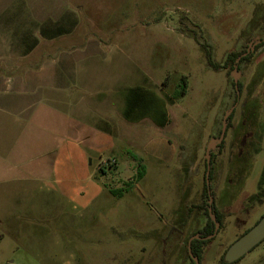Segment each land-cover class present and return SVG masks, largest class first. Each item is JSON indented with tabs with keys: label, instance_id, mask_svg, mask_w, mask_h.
<instances>
[{
	"label": "rangeland",
	"instance_id": "1",
	"mask_svg": "<svg viewBox=\"0 0 264 264\" xmlns=\"http://www.w3.org/2000/svg\"><path fill=\"white\" fill-rule=\"evenodd\" d=\"M74 2L80 31L110 43L106 59L124 51L151 75L153 90L171 96L185 76L186 93L167 105L165 127L136 132L127 143L145 168L131 189L117 197L105 188L86 209L56 198L17 243L0 239V264H189L188 241L213 208L222 221L199 264H218L264 215V44L254 47L264 43V0ZM200 43L220 68L208 66ZM243 50L248 60L225 63L227 53ZM234 104L224 137L213 146ZM164 137L162 157L144 151ZM36 204L41 211L47 206L43 199ZM230 264H264V240Z\"/></svg>",
	"mask_w": 264,
	"mask_h": 264
},
{
	"label": "crops",
	"instance_id": "2",
	"mask_svg": "<svg viewBox=\"0 0 264 264\" xmlns=\"http://www.w3.org/2000/svg\"><path fill=\"white\" fill-rule=\"evenodd\" d=\"M78 6L0 0L1 240L17 243L56 198L86 209L105 188L121 187L137 166L127 143L165 127L123 117L125 91L152 89V77L124 51L106 59L110 43L80 31ZM162 144L166 137L143 149L162 157Z\"/></svg>",
	"mask_w": 264,
	"mask_h": 264
},
{
	"label": "trees",
	"instance_id": "3",
	"mask_svg": "<svg viewBox=\"0 0 264 264\" xmlns=\"http://www.w3.org/2000/svg\"><path fill=\"white\" fill-rule=\"evenodd\" d=\"M262 44L264 43L256 44L254 46L255 49L261 46ZM200 46L204 51V56L208 66H210L213 69L220 68L221 67L220 64L216 63L213 60L212 51L209 49L210 47L206 43L205 44L200 43ZM243 53H246V51L245 50L230 51L226 55L225 63L231 64L232 67L236 63L240 65V63H242L245 60H248L251 56V54L249 53L242 55ZM164 83L165 81H162V84ZM177 87H178L177 91L174 92L172 96L167 95L165 93L163 94L162 92L157 93L155 90L144 87H134L128 89L124 93L125 103L122 111L123 117L130 121H137L143 117H149L156 125L165 126L168 123V114H167L166 106L168 104H173L174 102L173 98H177L180 95L186 93L187 80L185 76H181L180 81L177 84ZM238 87L239 89L241 88L240 83H238ZM251 118L252 119L256 118V115L254 116L252 115ZM226 123L227 126H229V122L226 121ZM127 152L137 163L136 172L133 175V177H131V179L128 180L127 182L123 183L121 187L108 188V192L117 197H121L125 191L131 189L132 185L138 182L144 176L145 173V168L142 163V159L137 155H135L134 153H132L131 151H127ZM213 160H214V153L211 154L212 163ZM114 164L115 163H112L109 166H114ZM103 171L104 170L102 168H99L97 173H102ZM202 197H203L202 205L208 206L209 192L207 190L206 185L204 186V189L202 191ZM212 215H210L208 209H206V220L204 221L202 227L199 228L194 234L200 236L201 238L192 239L190 242V252L199 261L201 259L203 247L207 243V239H204V237L209 236L214 231L213 219H215V221H217L219 224L221 223L220 215L215 210V208H213ZM224 253L221 255L218 264H230L224 260ZM188 257H189V264H194V261L192 257L189 255V253H188ZM240 259H238L237 261H239Z\"/></svg>",
	"mask_w": 264,
	"mask_h": 264
},
{
	"label": "water",
	"instance_id": "4",
	"mask_svg": "<svg viewBox=\"0 0 264 264\" xmlns=\"http://www.w3.org/2000/svg\"><path fill=\"white\" fill-rule=\"evenodd\" d=\"M243 53L242 55H244ZM234 86L237 89V80L234 79ZM238 96V94H237ZM236 104V103H235ZM235 104L229 109V111L225 114L223 123H222V128L218 137L217 142L213 145H217L224 137L225 131H226V118L228 114L231 112ZM212 146H208L207 150H209ZM208 170H209V159H207V171H206V185L208 187V181H207V175H208ZM211 200H209V203ZM211 209H209L210 211ZM217 230V223L215 222V228L214 232L212 235L205 237V239L212 237ZM195 238H200L198 235H193L190 237L188 241V253L192 257L194 264H199V260L192 255L190 252V242L192 239ZM264 239V215L251 227L249 228L246 232H244L241 236H239L235 241H233L229 247L226 249L224 253V260L227 263H231L236 261L237 259L241 258L244 256L247 252H249L251 249H253L256 245H258L262 240Z\"/></svg>",
	"mask_w": 264,
	"mask_h": 264
},
{
	"label": "flooded vegetation",
	"instance_id": "5",
	"mask_svg": "<svg viewBox=\"0 0 264 264\" xmlns=\"http://www.w3.org/2000/svg\"><path fill=\"white\" fill-rule=\"evenodd\" d=\"M215 210H216V209H215ZM209 213H210V215L212 214L211 211H209ZM218 214L220 215V220L222 221V214H221V212H218ZM262 216H263V214H262V215H261V216H260L255 222H254V224H255V223H256V222H257ZM212 219H213V218H212ZM213 221H214V228H215V222L217 223V226H218L219 223H218L217 221H215V219H213ZM254 224H253V225H254ZM219 225H220V224H219ZM247 230H248V229H247ZM247 230H245L244 232H246ZM213 232H214V231H213ZM244 232H242L239 236H241ZM212 234H213V233H212ZM212 234H210V235H212ZM210 235H209V236H210ZM192 236H193V235H192ZM239 236H238V237H239ZM199 237H200V236H199ZM206 237H207V236H206ZM200 238H201V237H200ZM204 239H205V237H204ZM236 239H237V238H236ZM263 240H264V239H263ZM263 240H262V241H263ZM256 246H257V245H256ZM251 250H252V249H251ZM189 255H190V254H189ZM242 257H243V256H242ZM242 257H241V258H242ZM239 259H240V258H239ZM237 260H238V259H237ZM237 260H236V261H237ZM234 262H235V261H234ZM231 263H233V262H231Z\"/></svg>",
	"mask_w": 264,
	"mask_h": 264
},
{
	"label": "built area",
	"instance_id": "6",
	"mask_svg": "<svg viewBox=\"0 0 264 264\" xmlns=\"http://www.w3.org/2000/svg\"><path fill=\"white\" fill-rule=\"evenodd\" d=\"M114 162H115L114 159H111L110 161H108L109 165L114 163Z\"/></svg>",
	"mask_w": 264,
	"mask_h": 264
}]
</instances>
